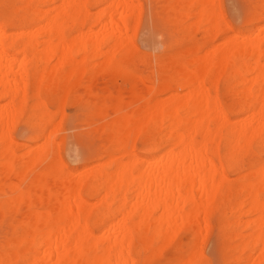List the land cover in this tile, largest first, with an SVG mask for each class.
Returning a JSON list of instances; mask_svg holds the SVG:
<instances>
[{
	"label": "bare ground",
	"instance_id": "6f19581e",
	"mask_svg": "<svg viewBox=\"0 0 264 264\" xmlns=\"http://www.w3.org/2000/svg\"><path fill=\"white\" fill-rule=\"evenodd\" d=\"M14 1L0 0V264H264V0L232 36L219 1L161 0L141 44L170 54L143 75L133 38L153 0ZM69 101L102 138L60 135L70 166Z\"/></svg>",
	"mask_w": 264,
	"mask_h": 264
},
{
	"label": "rangeland",
	"instance_id": "374dc122",
	"mask_svg": "<svg viewBox=\"0 0 264 264\" xmlns=\"http://www.w3.org/2000/svg\"><path fill=\"white\" fill-rule=\"evenodd\" d=\"M10 1H12L15 5H16V7H18V2H15L14 0H10ZM217 1H219V7H220V9L224 12V14H225V17H226V22L229 24V26L231 27V30L228 32V33H226L225 34V36H232V35H229V34H234L235 32H238V31H242V32H244L245 30H247L248 29V24H250V22L252 23V22H255V18H254V20H253V18L250 20H248V22H247V20H242V17L243 16H245V14L243 15L242 14V12L243 11H245L246 10V8L248 9V8H250V6H251V0H240L239 1V3H237V4H235V7H236V12H237V14L239 15V17L237 18V19H234L233 20V17L229 14V11L227 10V3H226V0H217ZM250 1V2H249ZM150 2H151V0H150ZM162 1L160 0V1H158V0H153L152 2H151V5H147V7H148V9H145V7H144V12H143V14H142V17H141V20H140V27H139V29H138V32H137V34H136V36L133 38V41H134V44H135V47L136 48H138V49H135V51L138 53V56L135 58V60L137 61L136 63H137V67H138V69L136 68V70H134V72L138 75V73H140L139 75H143V74H148V73H152L153 72V70H156V68H157V61H158V59L159 58H162V59H164V60H167L168 59V56H169V54H170V51H168V50H166L164 47H163V45H161V46H157V48H155V49H153V52H152V49H147L146 47H144L141 43L143 42L142 40H141V38H143V36H144V34L146 33V31L148 30V29H151L150 27H153L152 29H154V21L152 22V20H153V18L150 16L151 14L149 13V11H151V13H152V15H153V9H152V7L154 8V6L156 7V9L158 8V6H160ZM141 3L142 4H144L143 3V0L141 1ZM149 2L148 1H146V4H148ZM249 3H251L250 5H249ZM145 4V5H146ZM150 4V3H149ZM154 5V6H153ZM249 5V6H248ZM151 6V7H150ZM146 7V8H147ZM150 8V9H149ZM91 9V11L94 13V12H97V10H98V7H91L90 8ZM152 9V10H151ZM155 9V8H154ZM147 11H148V13L150 14L149 15V17L150 18H148V13H147ZM246 13V12H245ZM242 16V17H241ZM149 19H152V20H149ZM149 20V21H148ZM193 21V18H191L190 19V22H192ZM246 23H245V22ZM162 21L161 20H159L158 21V28H160V29H163V25H162V23H161ZM189 22V21H188ZM151 23V24H150ZM153 23V24H152ZM160 23V24H159ZM260 24H264V23H261L260 22ZM202 30V29H201ZM200 29H199V31L198 30H194V32H193V36H194V40L196 41V43H194V44H197V43H200V42H202L205 38H204V34H203V31H201ZM198 32V33H197ZM200 33V34H199ZM165 34V33H164ZM228 34V35H227ZM165 36H166V38L168 37L166 34H165ZM159 40H162L161 39V37L159 36ZM220 38L222 39V37L221 36H218V37H216V39H215V43L217 44L218 42H220L221 40H220ZM142 41V42H141ZM164 49V50H163ZM138 50V51H137ZM143 51H145V52H143ZM155 53V54H154ZM152 54H153V56H152ZM155 59H154V58ZM149 60V61H148ZM153 60V61H152ZM148 61V62H147ZM139 63V64H138ZM141 63V64H140ZM154 65H155V67H154ZM141 67V68H140ZM150 67H154V69H151ZM150 68V69H149ZM149 69V70H148ZM134 73V74H135ZM116 77H117V79H118V86L116 87V83H114V81H115V79H116ZM122 79H121V78ZM94 78L96 79V81L98 82V83H100L99 85L101 86H106L107 84H109L111 87H113V85H114V87H113V89L115 90V89H117V90H122V91H124L126 94L129 92V90H130V88H131V85H130V83H129V81H127L126 79H125V77H123L121 74H115V75H113L112 77H110V78H108L105 74H103V73H101V72H99V73H96L95 75H94ZM124 81V82H121V81ZM116 82V81H115ZM112 83H113V85H112ZM147 85H153L152 83H146ZM99 86V87H100ZM122 88V89H121ZM100 89V88H99ZM1 104L2 103H4L3 101H1L0 102ZM70 105V106H69ZM83 105V106H82ZM91 106V105H90ZM89 106V108H91ZM84 103L83 102H80V103H73V102H71V101H69V102H67L65 105H64V107H63V109H64V113H66V117H65V119L63 120V122H62V127H63V131L59 134V136H58V138H57V142H58V140H59V138H60V135L61 136H63L64 134H69V135H73V133H75L76 132V134L78 135V136H80V137H82V138H84V139H88L89 138V136L90 135H93V134H89L88 132H87V130H89V129H87V125H86V122H85V119H84V113L86 112V110L88 109V108H85L84 109ZM49 108H50V110H55V107H53V106H49ZM80 108H81V110H80ZM79 110V111H78ZM66 111V112H65ZM77 115H78V117H77ZM79 120H78V119ZM83 119V120H82ZM233 119L235 120L236 118L235 117H233ZM232 119V120H233ZM239 119H240V117H239ZM73 120L75 121V124H74V127L72 128V122H73ZM84 127H85V129H84ZM83 130V131H82ZM75 131V132H74ZM73 132V133H72ZM63 134V135H62ZM87 134H89L88 135V137H87ZM87 137V138H86ZM95 137V138H94ZM90 138L93 140V138L95 139V145H96V147H98L97 145H100L101 144V142L99 141L100 139H101V141H102V138H100L99 136H97V135H93V136H90ZM73 139H74V136H73ZM91 139H90V142H92L91 141ZM61 140H59V143H57L58 144V147L60 148H58V150H59V155H60V157L61 158H63V156H64V158L62 159L63 161H64V163L66 164V165H68V166H70L71 165V161H70V159L68 158V155L67 154H65V151H64V146H63V143L62 142H60ZM93 142H94V140H93ZM95 147V146H94ZM140 150H141V145L140 144H137V151H139L140 152ZM61 151H62V153L63 154H61ZM62 155V156H61ZM67 155V156H66ZM65 159H66V161H65ZM230 177L231 178H233V177H235V175H231L230 174ZM18 215H21L20 213L18 214ZM18 217V216H17ZM4 228V227H2L1 225H0V233L3 231L2 229ZM215 231H216V229L214 228V233H215ZM182 234V235H181ZM180 235H181V238H178V242L179 243H181V244H183V245H185L187 242H188V240H187V238H188V236L190 237V235H189V233L188 232H182ZM188 234V235H187ZM215 235L213 234L212 235V239L210 238V239H208L204 244H203V246H202V250H203V252H204V254L206 255V256H209V253L210 252H212V250L214 249V241H215V237H214ZM180 237V236H179ZM208 245V246H207ZM170 253L171 252H167V256L169 257L170 256ZM166 262V261H165Z\"/></svg>",
	"mask_w": 264,
	"mask_h": 264
}]
</instances>
